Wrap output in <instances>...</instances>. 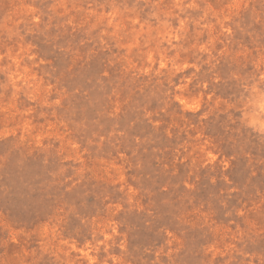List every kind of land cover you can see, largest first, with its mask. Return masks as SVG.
<instances>
[{
    "label": "rangeland",
    "instance_id": "rangeland-1",
    "mask_svg": "<svg viewBox=\"0 0 264 264\" xmlns=\"http://www.w3.org/2000/svg\"><path fill=\"white\" fill-rule=\"evenodd\" d=\"M0 264H264V0H0Z\"/></svg>",
    "mask_w": 264,
    "mask_h": 264
}]
</instances>
